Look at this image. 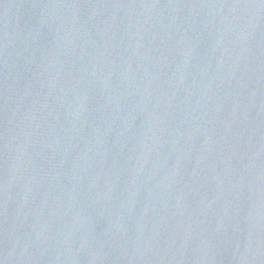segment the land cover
I'll use <instances>...</instances> for the list:
<instances>
[{"label":"water","instance_id":"1","mask_svg":"<svg viewBox=\"0 0 264 264\" xmlns=\"http://www.w3.org/2000/svg\"><path fill=\"white\" fill-rule=\"evenodd\" d=\"M0 264H264V0H0Z\"/></svg>","mask_w":264,"mask_h":264}]
</instances>
